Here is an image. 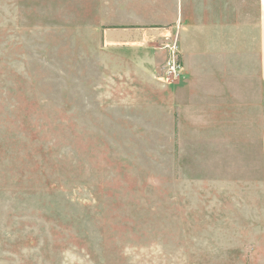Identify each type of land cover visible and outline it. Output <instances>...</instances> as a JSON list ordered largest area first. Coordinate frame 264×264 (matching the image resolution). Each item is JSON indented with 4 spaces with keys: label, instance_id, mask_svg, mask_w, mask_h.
Returning a JSON list of instances; mask_svg holds the SVG:
<instances>
[{
    "label": "rangeland",
    "instance_id": "obj_1",
    "mask_svg": "<svg viewBox=\"0 0 264 264\" xmlns=\"http://www.w3.org/2000/svg\"><path fill=\"white\" fill-rule=\"evenodd\" d=\"M60 1L0 0V264H218L205 250L220 245L188 241L196 231L204 234L193 221L203 213L191 209L208 199L206 189L182 187L180 180L228 173L260 176V194L246 196L243 213L254 241L264 207L256 144L264 95L249 99L246 90L238 112L236 91L228 92L211 137L207 126L196 128L197 116L190 123L187 104L178 103L173 114L119 106L112 100V14L98 19L92 4ZM243 5V36L227 33L234 24L226 30L208 24L204 13L198 22L202 41L224 68L235 65L244 47L245 84L253 88L257 37L251 0ZM151 32L147 42L156 51L176 46L182 73L172 84L161 80L166 53L154 78L181 87L179 25L163 38ZM178 111L186 123L179 130ZM225 236L223 245L233 246L237 237Z\"/></svg>",
    "mask_w": 264,
    "mask_h": 264
},
{
    "label": "crops",
    "instance_id": "obj_2",
    "mask_svg": "<svg viewBox=\"0 0 264 264\" xmlns=\"http://www.w3.org/2000/svg\"><path fill=\"white\" fill-rule=\"evenodd\" d=\"M243 1L61 0L60 2L92 4L93 12L97 14L98 19L104 11L112 14V76L115 77L112 79L114 84L112 90L116 93V97L112 100L121 101L119 106L126 109H140L145 106L162 107L170 110L171 114L178 110V103L187 104L189 108L186 112L190 123V117L197 116L193 118L194 125L199 129L202 125L207 126L209 130L206 129L205 132L210 133L208 136L211 137L218 126L214 116H217L219 111L223 112L221 109H225L222 107V100L226 99L228 92L235 89V108L238 112L245 108L243 101L246 90L249 99L256 100L260 98L261 93L264 95V0H251L252 32L257 37L256 43L253 44V61L256 66L253 78L256 79L254 82L256 85L253 84V88L245 84L246 60L243 46L241 52L237 54L235 65L224 68L217 61L216 53H211V46L204 44L201 38L203 28L200 27L201 22H198V18L202 17V13L206 15L204 17L208 24L211 25L212 22L215 26L220 24L221 30H226V26L234 24V27L230 28L232 32H226L233 36H243L245 34ZM207 10L213 14L210 16ZM230 10L236 15L235 22L233 17H230ZM177 25L180 35L184 36L180 52L186 80L181 87H171L154 78L158 67L165 60L166 51H156L150 47L147 38L149 31H152V36L157 38L170 35L174 33ZM131 36H144L146 39L143 41L141 38L140 43L132 39V42L137 44L126 42ZM131 100L133 102H130ZM183 109L184 107L180 110ZM177 114L178 116L181 114L177 122L179 130L186 123L183 112L178 111ZM172 121L173 116H170V123ZM171 126L174 129V123ZM256 144L259 158L264 162V125L257 135ZM224 175L228 177L180 180L182 187L188 186L190 189L204 187L205 196L208 197L203 201L202 206L191 209L198 217L200 213L204 215L199 221L192 219L197 222L195 228L205 229L201 236H199L200 232L192 233L188 239L189 244L210 241L212 245L213 243L220 245L205 250L208 255L212 253L210 256L212 259L220 261L218 264H240L242 260L252 261V264H264V207L258 215V237L254 241L250 240L244 229L246 222L243 215L246 210V196L254 197V193L258 196L260 194V176L256 173L243 172L236 173L235 177L230 176V173ZM201 194L202 191H198L197 195L201 196ZM219 197L223 199L218 200ZM221 201L223 202L220 203ZM215 203L217 209L213 208ZM217 212L222 215L220 216L219 213L217 215ZM190 223L188 221L187 226L192 228ZM226 234H230L234 239L237 237L236 241L232 242L233 246L223 245L227 238Z\"/></svg>",
    "mask_w": 264,
    "mask_h": 264
},
{
    "label": "built area",
    "instance_id": "obj_3",
    "mask_svg": "<svg viewBox=\"0 0 264 264\" xmlns=\"http://www.w3.org/2000/svg\"><path fill=\"white\" fill-rule=\"evenodd\" d=\"M167 58L162 66L161 80L167 83H174L181 79V65L179 61V52L176 46H167L165 50Z\"/></svg>",
    "mask_w": 264,
    "mask_h": 264
}]
</instances>
